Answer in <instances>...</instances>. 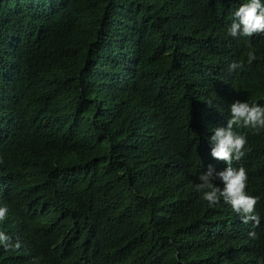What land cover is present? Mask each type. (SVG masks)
Segmentation results:
<instances>
[{
    "label": "trees",
    "instance_id": "obj_1",
    "mask_svg": "<svg viewBox=\"0 0 264 264\" xmlns=\"http://www.w3.org/2000/svg\"><path fill=\"white\" fill-rule=\"evenodd\" d=\"M240 3L0 0V264H264V129L235 128L232 161L258 226L195 189L227 166L228 105L264 103V35L226 34Z\"/></svg>",
    "mask_w": 264,
    "mask_h": 264
},
{
    "label": "clouds",
    "instance_id": "obj_2",
    "mask_svg": "<svg viewBox=\"0 0 264 264\" xmlns=\"http://www.w3.org/2000/svg\"><path fill=\"white\" fill-rule=\"evenodd\" d=\"M232 17L226 27L228 36L242 38L252 37L253 34L264 35V0H241L238 8L232 13ZM256 60L257 53L249 48L246 61L234 60L227 67L229 71H237L243 69L245 64L251 65ZM206 101L210 105L214 104L212 98ZM238 127L251 128L257 133L264 129V103L235 99L228 105L226 126L215 127L213 134L208 137L211 156L225 161L227 166L217 170L209 164L207 170L198 176L195 189L210 207L218 205L222 200L244 224L251 223L255 227L261 222V216L256 211L258 197L246 190L248 181L246 168L242 165L232 166V161L240 160L247 151V136L234 130ZM7 214V206L0 205V221H3ZM248 235L256 238L257 234L255 231H250ZM0 245L5 248H18L20 242L13 243L9 235L0 231Z\"/></svg>",
    "mask_w": 264,
    "mask_h": 264
}]
</instances>
